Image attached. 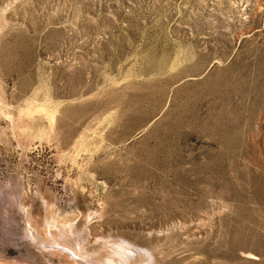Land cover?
Returning <instances> with one entry per match:
<instances>
[{
    "label": "rangeland",
    "instance_id": "obj_1",
    "mask_svg": "<svg viewBox=\"0 0 264 264\" xmlns=\"http://www.w3.org/2000/svg\"><path fill=\"white\" fill-rule=\"evenodd\" d=\"M0 264H264V0H0Z\"/></svg>",
    "mask_w": 264,
    "mask_h": 264
},
{
    "label": "bare ground",
    "instance_id": "obj_2",
    "mask_svg": "<svg viewBox=\"0 0 264 264\" xmlns=\"http://www.w3.org/2000/svg\"><path fill=\"white\" fill-rule=\"evenodd\" d=\"M144 71V70H143ZM181 113H182V111H180ZM167 113V112H166ZM176 114V113H175ZM143 117V116H142ZM165 117V116H164ZM172 117V116H171ZM178 117H179V115H178ZM183 117V116H182ZM175 118V117H174ZM144 119V118H143ZM147 120V119H146ZM172 120V119H171ZM170 120V121H171ZM174 120V119H173ZM180 120V119H179ZM130 121V120H129ZM178 121V120H177ZM159 122V121H158ZM167 122V121H166ZM169 122V121H168ZM129 124H130V122H128ZM179 123H180V121H179ZM156 124V123H155ZM170 124V123H169ZM168 124V125H169ZM160 125V124H159ZM181 125V124H180ZM153 127V126H152ZM162 127V126H161ZM155 128H156V126H155ZM156 129H158V128H156ZM165 129V128H164ZM179 129V128H178ZM161 130V129H160ZM163 130V129H162ZM155 131V130H154ZM166 131V130H165ZM173 131H174V129H173ZM177 131V130H176ZM164 132V131H163ZM224 132V131H223ZM227 133V132H226ZM164 134H167V133H163V135ZM179 134V133H178ZM225 134V133H224ZM162 135V134H161ZM173 135V134H172ZM226 135V134H225ZM156 136V135H155ZM176 136H178V135H176ZM223 136V135H222ZM157 137V136H156ZM155 137V138H156ZM153 138V137H152ZM159 138H160V136H159ZM171 138V137H170ZM150 139V138H149ZM173 139H174V137H173ZM157 140V139H156ZM154 141H155V139H154ZM160 141V140H159ZM166 141V140H165ZM162 142H164V141H162ZM161 143V142H160ZM159 143V144H160ZM163 144V143H162ZM167 145V144H166ZM155 146V145H154ZM149 147H151V146H149ZM160 147V146H159ZM152 148V147H151ZM165 148V147H164ZM169 148V147H168ZM149 149V148H148ZM154 149V148H153ZM156 149V148H155ZM154 149V150H155ZM161 150V148L159 149V151ZM144 151H146L145 149H144ZM148 151V150H147ZM157 151V150H156ZM158 151V152H159ZM153 152V151H152ZM144 153H146V152H144ZM143 153V154H144ZM155 153V152H154ZM160 154V153H159ZM148 155V154H147ZM152 155V154H151ZM149 156V155H148ZM156 156V155H155ZM147 157V156H146ZM145 158V157H144ZM140 159V158H139ZM144 160V159H143ZM147 160V162H151V158H147L146 159ZM154 160V161H153ZM152 161H153V163L155 162V159H153ZM140 161V160H139ZM138 161V162H139ZM156 161H157V159H156ZM144 163V162H143ZM149 163H147V164H149ZM157 163H158V161H157ZM138 164V163H137ZM158 165H159V163H158ZM205 165V164H204ZM151 166V165H150ZM157 166V165H156ZM149 167V166H148ZM152 167V166H151ZM150 167V168H151ZM155 167V166H154ZM154 167H152V169L154 168ZM161 167V166H160ZM134 169H131V171H130V174L134 177V181H135V183L136 184H139V185H142V183H143V179H145V178H153L155 175H153L152 174V172L147 168V167H144V166H139V167H133ZM156 168V167H155ZM154 168V169H155ZM204 168V167H203ZM177 172V171H176ZM181 172H183V171H181ZM186 172V171H185ZM180 173V172H179ZM177 174V173H176ZM178 175V174H177ZM186 175V174H185ZM196 176V175H195ZM168 181V180H167ZM163 183V182H162ZM161 183V184H162ZM138 185V186H139ZM144 185V184H143ZM166 187V186H165ZM170 190V189H169ZM180 190H181V188H180ZM181 192V191H180ZM161 193V192H160ZM178 193V192H177ZM142 199V198H141ZM142 201V200H141ZM170 202V201H169ZM166 204V203H165ZM119 253H122L125 257L124 258H128L127 257V254L125 253V252H119ZM117 260V259H116Z\"/></svg>",
    "mask_w": 264,
    "mask_h": 264
}]
</instances>
